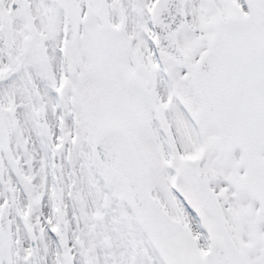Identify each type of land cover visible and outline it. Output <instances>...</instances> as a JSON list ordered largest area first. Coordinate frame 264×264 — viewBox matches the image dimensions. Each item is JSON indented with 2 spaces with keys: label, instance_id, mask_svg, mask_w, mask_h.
<instances>
[{
  "label": "snow or ice",
  "instance_id": "obj_1",
  "mask_svg": "<svg viewBox=\"0 0 264 264\" xmlns=\"http://www.w3.org/2000/svg\"><path fill=\"white\" fill-rule=\"evenodd\" d=\"M0 264H264V0H0Z\"/></svg>",
  "mask_w": 264,
  "mask_h": 264
}]
</instances>
